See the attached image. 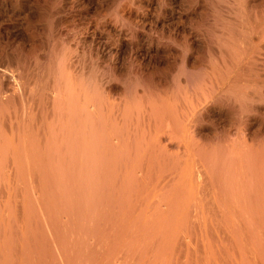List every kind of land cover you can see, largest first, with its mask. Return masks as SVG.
<instances>
[{
    "label": "bare ground",
    "instance_id": "6f19581e",
    "mask_svg": "<svg viewBox=\"0 0 264 264\" xmlns=\"http://www.w3.org/2000/svg\"><path fill=\"white\" fill-rule=\"evenodd\" d=\"M208 112L264 113V0H0V264L167 253L211 175L228 231L259 225L264 149L204 148Z\"/></svg>",
    "mask_w": 264,
    "mask_h": 264
},
{
    "label": "rangeland",
    "instance_id": "374dc122",
    "mask_svg": "<svg viewBox=\"0 0 264 264\" xmlns=\"http://www.w3.org/2000/svg\"><path fill=\"white\" fill-rule=\"evenodd\" d=\"M206 53H212L208 50ZM162 67V66H161ZM176 68H179L176 66ZM164 69V68H163ZM208 112L202 117L199 138L206 149H215L217 145L232 140L240 144L252 145L264 149V113L261 112L252 118L243 117L229 123L225 115L221 119L214 118ZM231 128V134L226 136L225 131ZM238 136H235V131ZM223 180L218 176H207L200 187L203 199L209 202L204 204V222H194L188 232L179 233L175 245L167 253H160L150 248H112L97 247L90 253L96 264H264V219L255 220L259 225L238 232H229L227 222L220 217L217 205L213 204L218 197ZM255 228V229H254ZM234 230V229H230ZM255 236H254V235ZM58 262L62 258L55 252ZM59 255V256H58Z\"/></svg>",
    "mask_w": 264,
    "mask_h": 264
}]
</instances>
